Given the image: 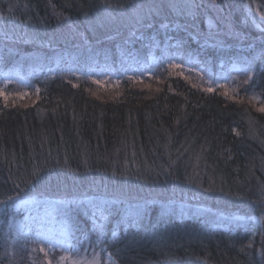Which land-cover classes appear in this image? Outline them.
I'll return each instance as SVG.
<instances>
[{
	"label": "trees",
	"instance_id": "obj_1",
	"mask_svg": "<svg viewBox=\"0 0 264 264\" xmlns=\"http://www.w3.org/2000/svg\"><path fill=\"white\" fill-rule=\"evenodd\" d=\"M261 13L264 0H0L2 71L34 68L0 94V264H58L11 227L30 196L68 199L58 214L98 264H264ZM103 66L120 76L98 81Z\"/></svg>",
	"mask_w": 264,
	"mask_h": 264
},
{
	"label": "rangeland",
	"instance_id": "obj_2",
	"mask_svg": "<svg viewBox=\"0 0 264 264\" xmlns=\"http://www.w3.org/2000/svg\"><path fill=\"white\" fill-rule=\"evenodd\" d=\"M259 18L264 22V13L259 14ZM148 63H154L155 57L152 51L148 52ZM143 65L145 62L140 61ZM0 94L7 95V86L11 82L19 83L22 86L29 87L31 76L34 68H7L2 71L0 66ZM234 69L242 67L240 63L234 61L232 63ZM138 68L134 61H128L125 67L122 68L121 75L133 72ZM116 74L113 67L103 66V68H95L94 76L98 81L105 82L106 79ZM120 76V74H118ZM117 75V76H118ZM68 199L60 197H38L30 196L21 200L16 204V208L24 210V216L14 218L13 227L15 233L22 234L23 231L30 236L31 240L38 248L53 252L55 249L61 252L56 255L58 264H98L101 260L99 252L89 253L85 248L80 250L77 244L73 243L69 234V225L66 219H63L58 213L60 206L67 204ZM110 201H96L93 203L94 212L103 211L108 206ZM110 207V206H109ZM51 259V257H50ZM106 261L108 264H117L110 254H107Z\"/></svg>",
	"mask_w": 264,
	"mask_h": 264
}]
</instances>
